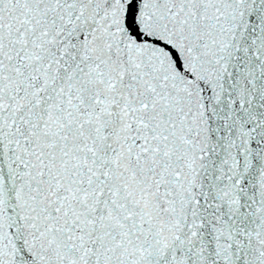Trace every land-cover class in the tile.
I'll use <instances>...</instances> for the list:
<instances>
[{
  "label": "snow or ice",
  "instance_id": "snow-or-ice-1",
  "mask_svg": "<svg viewBox=\"0 0 264 264\" xmlns=\"http://www.w3.org/2000/svg\"><path fill=\"white\" fill-rule=\"evenodd\" d=\"M0 264H264V0H0Z\"/></svg>",
  "mask_w": 264,
  "mask_h": 264
}]
</instances>
